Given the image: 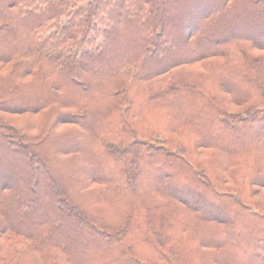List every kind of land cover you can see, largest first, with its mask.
Masks as SVG:
<instances>
[{
    "label": "trees",
    "instance_id": "16d2710c",
    "mask_svg": "<svg viewBox=\"0 0 264 264\" xmlns=\"http://www.w3.org/2000/svg\"><path fill=\"white\" fill-rule=\"evenodd\" d=\"M0 264H264V0H0Z\"/></svg>",
    "mask_w": 264,
    "mask_h": 264
},
{
    "label": "rangeland",
    "instance_id": "374dc122",
    "mask_svg": "<svg viewBox=\"0 0 264 264\" xmlns=\"http://www.w3.org/2000/svg\"><path fill=\"white\" fill-rule=\"evenodd\" d=\"M177 191H179V189H177Z\"/></svg>",
    "mask_w": 264,
    "mask_h": 264
}]
</instances>
